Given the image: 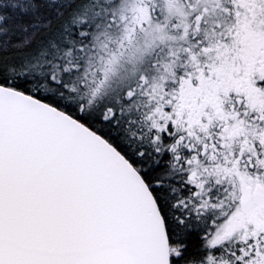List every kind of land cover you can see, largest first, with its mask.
Returning a JSON list of instances; mask_svg holds the SVG:
<instances>
[{
    "label": "snow or ice",
    "instance_id": "snow-or-ice-1",
    "mask_svg": "<svg viewBox=\"0 0 264 264\" xmlns=\"http://www.w3.org/2000/svg\"><path fill=\"white\" fill-rule=\"evenodd\" d=\"M0 264H264V0H0Z\"/></svg>",
    "mask_w": 264,
    "mask_h": 264
}]
</instances>
